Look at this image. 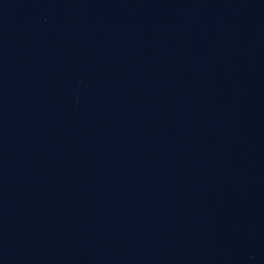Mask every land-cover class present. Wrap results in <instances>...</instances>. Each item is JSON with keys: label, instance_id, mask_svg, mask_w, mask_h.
I'll list each match as a JSON object with an SVG mask.
<instances>
[{"label": "water", "instance_id": "obj_1", "mask_svg": "<svg viewBox=\"0 0 264 264\" xmlns=\"http://www.w3.org/2000/svg\"><path fill=\"white\" fill-rule=\"evenodd\" d=\"M0 264H264V0H0Z\"/></svg>", "mask_w": 264, "mask_h": 264}]
</instances>
